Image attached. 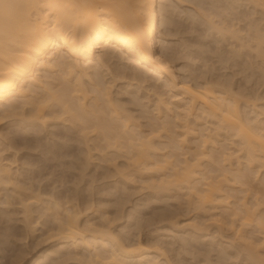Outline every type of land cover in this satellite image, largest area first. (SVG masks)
Returning a JSON list of instances; mask_svg holds the SVG:
<instances>
[{
	"label": "bare ground",
	"instance_id": "1",
	"mask_svg": "<svg viewBox=\"0 0 264 264\" xmlns=\"http://www.w3.org/2000/svg\"><path fill=\"white\" fill-rule=\"evenodd\" d=\"M171 1L187 8L179 9L182 13L187 11L185 13L192 24L190 26L193 32L196 29L193 28V24L196 25L198 20V24L205 26L203 31L207 32L202 34H206L205 36L214 42L215 46L213 49L209 46V41H206L207 43L204 41L201 48L208 47L210 55L206 49L203 52H207H205L207 58L208 55L209 58H214L215 64L214 61L209 62V58L206 63L207 66L212 63L214 67L209 65L207 68L205 65L206 67H203L205 71L194 72L195 70L190 67L192 64L188 66L189 63H186L191 60L188 58V51L185 52L186 58L190 60L184 59V62L177 63L183 56L175 53L173 42L171 44L169 40L170 36H174V22L171 17L175 13V8L170 5ZM3 2L10 4L11 7L0 8V145L5 146H2L4 150L0 147L2 151L0 152L4 154L12 150L18 138L26 143L34 139L38 141L43 138L41 132H44L46 141L58 138L66 143V145L62 143L64 147L73 140L72 143L77 142L80 146L77 154L81 158L79 155L77 157L78 160L83 159L81 161L84 164L81 165L86 167L84 169L89 167V160L92 157L97 156L100 159L108 157L113 161L109 160V163L106 161L105 168L109 173L112 172L111 176L129 175L127 178L122 177L126 180L135 176L131 175L133 172L137 175L145 173L142 176L147 173L149 175L145 177L146 180L138 175L147 182L145 183L147 187H144L150 190L152 188V193L156 190L161 191V196L165 195L163 194L165 190L170 191L177 186V190L181 192L175 196L176 201L183 197L189 209L192 206L199 208V205L202 210L208 208L207 210L211 211L208 214L209 219L221 221L223 224L221 228L228 226L230 229L233 226L231 231L238 232L239 239L245 242L246 258L254 264H264L262 249L264 246L259 243L264 242V213L254 214L251 211L252 203L247 200L236 202L231 200V203L222 193L223 185L230 181L228 173L235 179L240 177V182L247 175L241 171L242 167L238 168L239 161L236 168L232 167L230 160L234 156L242 155L241 157L246 158L245 163L248 166L245 164V169L249 167L247 170L254 172L253 167L250 169L251 164L253 166L257 164L254 166L257 173L264 169V0H3ZM156 32L159 34L158 37H155ZM199 37L202 39L200 34ZM206 37L203 40H206ZM186 55L184 54V58ZM206 57H202L204 62ZM193 59L195 58H192L194 62ZM217 64L218 71L215 66ZM13 124L21 126L23 135L5 131ZM57 124L63 126L64 131L56 130ZM25 132L28 136L24 134ZM48 146L47 148L45 146L48 158L51 156L53 159L58 151L65 153L62 145L59 146L61 150ZM61 152L58 153L59 156ZM1 153V224L12 220L18 221L23 231L31 234V237L36 231H41L42 235L47 234L48 239L58 237L63 243L57 245L58 247L66 243L70 247L68 251L74 253L75 258L81 257L75 259L66 251L69 253L67 256L70 255L69 259L73 256V260H77H74L75 262L79 260L80 263L87 262L86 264H183L184 259L183 261L178 259L180 253L187 250L188 255L190 252L189 248L184 250V247L188 245L186 241L189 233L195 230L191 233L196 235L198 227L191 231L187 229L189 231L185 233L187 236L183 233L185 235L183 236L188 238H184L186 241L181 239L180 242L186 244L183 245L184 249L179 248L178 251L175 249L179 246L174 248V241L170 240L175 234V238L177 237V233L172 232L171 228L172 231L168 229L171 231L169 233L175 234L166 238L172 243L166 240L165 244V241H162L165 240L161 237L162 234L155 229L157 226L153 225L152 230L149 228L152 223L146 222L149 236L144 239L145 236L142 237L141 232L144 230L140 229L144 225L141 224L142 220L139 222L141 217L137 221L142 226L138 222L136 223L141 226L140 228L139 225L138 227L133 225L134 229H139L138 232L135 231L137 233L129 231V226L124 230L126 225H120L119 229L116 227L118 231L116 229L115 232L113 226L116 225L114 220L117 215L111 214L116 217L114 220L106 212H104L106 215L101 213L89 218L92 210L89 204L93 203L90 198L91 202L88 203L86 200L80 201L76 193L73 195L74 198L69 196V193L64 198L60 194L59 197L57 192V195L55 192L52 193L51 190L52 194L46 193L45 188L48 184L45 185V179L40 178L39 174L35 177L36 174H31L33 173L31 171L30 175H22L17 165V168L14 167L16 170L12 168L11 163L16 162L18 152L17 154L8 152L9 155H14L12 161L8 159L10 163H6L7 158ZM118 157L122 158L121 163L114 162ZM206 158H210L211 160H208L216 164L213 166L211 164L213 162ZM205 159L209 162L208 166L204 165L207 171L200 168L201 161ZM209 164L213 168L208 169ZM108 174L105 176L108 177ZM245 178L241 183L247 182ZM166 191L164 193L168 194ZM262 197L264 198V194ZM126 199L128 201V198ZM167 200L166 197L163 198V201ZM257 200L258 204L261 200L259 199V202ZM99 201L96 203L100 206L103 202L101 203V199ZM112 205L115 206L116 203ZM119 205L117 204V207ZM166 206L169 208V204ZM178 207L181 208L179 203ZM221 207L226 210L218 211L217 209ZM163 208L165 213L169 210ZM119 210L117 208V211ZM131 212L129 211V215L128 212L126 214L130 218ZM154 215L156 217L157 214ZM159 217L158 224L161 220ZM253 217L260 237H255L251 232H248L249 234L246 231L247 234L242 232L243 225L246 226L253 221ZM151 219L149 220L152 221ZM174 219L171 220L175 230L179 231L180 227L186 230L183 226L187 224H181V221ZM239 220V226H242L240 230L237 228ZM219 222L218 225L221 224ZM45 223H49V228L39 226L41 230H37L39 224ZM3 228L1 227L0 231ZM6 232L0 234L7 235L2 237L9 240L14 232L12 230ZM179 234L178 237L181 236ZM195 235H192V238ZM2 237L1 245L4 240ZM41 237V240L38 238V243L46 240L44 238L47 236ZM190 240L188 242L192 244ZM167 244L173 245L171 248L169 245L168 248ZM53 248L51 251L53 250L54 255ZM167 248L170 250L174 248L173 250L178 253L181 249L183 251L179 255L175 253L177 257L172 254V250L171 255L177 259L174 257L171 259L170 253L169 256L166 255L170 251ZM22 249L5 264H36L37 261L28 258V253L30 254L28 249ZM81 251H85L87 255H84L85 252L81 254ZM55 255L59 258L57 253ZM65 255L63 257L68 258ZM47 256H44V261L40 260L43 264L46 263Z\"/></svg>",
	"mask_w": 264,
	"mask_h": 264
},
{
	"label": "rangeland",
	"instance_id": "2",
	"mask_svg": "<svg viewBox=\"0 0 264 264\" xmlns=\"http://www.w3.org/2000/svg\"><path fill=\"white\" fill-rule=\"evenodd\" d=\"M174 2V1H173ZM172 1H171V4L170 5H173V7L175 8V13H174V15H172V20H173V22H174V24H173V33H174V36H170L169 37V40L171 41V44H172V42H173V49L175 50V53L177 54V55H180L182 58L181 59H179L178 60V62L177 63H182V62H184L185 60L184 59H186V61H189L190 59V61L189 62H186V63H189V65L188 66H190L191 64V69H194V70H191V71H194V72H196V70H197V72L199 73V71L201 72V70H204L203 69V67H206L207 66V59L209 58V55H210V53L208 52V47H206V46H203L202 48H203V50H202V48H201V46L202 45H204L203 43H205L206 41L208 42L209 41V38H207L205 35L206 34H202V32L203 33H206L207 32V30H206V32H204L205 31V26H203V25H201V24H198L197 22H199V20L196 22V25L195 24H193L194 26H193V28L196 30V32H195V30H194V32H193V30H192V28H191V26H192V24H190V20L187 18V14L185 13V12H187V11H183L184 13H182V10H180L179 8H182L183 10L185 9V10H187V8L184 6V5H181L180 3H177V2H175L177 5H175V3H173ZM182 4H184L183 2H182ZM175 5V6H174ZM176 6H178V7H176ZM178 10H180V12L178 11ZM176 11H178L179 12V14H177L176 13ZM191 25V26H190ZM177 29V30H175V29ZM204 30V31H203ZM191 31V32H190ZM199 34H200V36H202V39L199 37ZM158 32H156V36L155 37H158ZM204 37H206L207 39L206 40H203V38ZM205 39V38H204ZM202 40V41H201ZM205 41V42H204ZM202 42V43H201ZM206 42V43H207ZM211 42L212 41H209L208 42V44H209V46H211V48H213V46H215V44H214V42H212V44H211ZM199 44H201V45H199ZM214 44V45H213ZM187 46V48H188V46H189V48L187 49H185V47ZM199 48H198V47ZM190 47H192V48H190ZM195 47H197V48H195ZM206 47V48H205ZM194 48V49H193ZM201 49V50H200ZM206 49V51L209 53V55H208V58L205 56V55H207L205 52H203L204 50ZM214 49V48H213ZM212 49V50H213ZM188 51V52H187ZM191 51H193V53L191 52ZM185 52H187V53H185ZM190 52V53H189ZM202 53H204V54H202ZM184 54L186 55H189L188 56V58H190V59H187L186 57H187V55L185 56V58H184ZM190 54H192V55H190ZM206 57L205 58V62L203 61L204 59L202 58V57ZM195 58V59H193L194 60V62L192 61V58ZM200 58H202V59H200ZM208 61L210 62H213L214 64H215V59L213 58V59H211V58H209L208 59ZM207 62V63H206ZM204 63V64H203ZM193 64L195 65V66H193ZM202 65H204V66H202ZM206 65V66H205ZM210 65V66H209ZM209 67H212L211 65H213L212 63H209ZM208 66H207V68H208ZM215 66H217V68H216V71H218L217 69L219 68L218 66V64L217 65H215ZM194 67V68H193ZM196 67V68H195ZM213 67H214V65H213ZM198 69H200V70H198ZM206 69V68H205ZM211 69V68H210ZM234 69V68H233ZM205 71V70H204ZM219 71H221V70H219ZM236 77V76H235ZM237 77H239V75H237ZM133 119V118H132ZM5 126V125H4ZM11 126V127H10ZM9 126V128H7V129H5V131H8V132H10L11 134H18V135H23V132L24 131H22L23 129L21 128V126L19 125V124H13V125H10ZM58 126V127H57ZM57 129L56 130H61V131H64V129H63V126H61L60 124H57ZM3 127V126H2ZM6 127H8V124H6ZM55 127V128H56ZM22 130H21V129ZM56 130H54V131H56ZM30 133H31V130H30ZM25 135H27L28 136V134L25 132L24 133ZM40 135L43 137V138H40L38 141L36 140V139H34L33 141L32 140H30V142H28V143H26V141H24L23 139H22V141H21V138L19 139H17V143H15L14 144V147H13V149L16 147V145H18L17 146V148H15L14 150L12 149H10V151L8 150V152L10 153V154H12L13 152L14 153H16L17 154V152H18V156L20 157H18V156H16V154H15V156H16V158H15V160H16V164L14 163H11L12 165V168L14 169V170H16V168L17 167H19V170L18 171H20V174H27V175H30V173H31V171H33V173H31V174H36L35 175V177H37V176H39L40 175V178L41 177H43L44 179H45V181H44V179L42 180V181H44L45 182V185L46 184H48V185H46V193H48V194H50L51 193V191H52V193H54L55 192V194H56V192H57V194H58V196H59V194H60V196L62 197V198H64L65 196H67L68 195V193H69V196H71V197H73V195H74V193H76L75 195H77L76 197L78 198V199H80V201L82 200L83 202L86 200V201H89V198L91 199V201H93V203L91 202V201H89L88 203H90L91 202V204H89V206L91 207L92 206V210L90 211V213H89V218H92V216L93 217H95V216H97L98 214H101V213H103V215H106V214H104V212H106L107 213V215H117L116 217L115 216H110V218H112V220H114V217L116 218V220H114L115 221V223L114 224H116V225H114L113 223H112V225H114L113 226V229H114V231L115 232H117L118 231V229L121 227V226H125L126 228L124 229V230H127L128 228H129V231H131L133 234H135V233H137L138 232V228H140L142 225H144L142 228H140L141 230H144L145 232H146V234H145V232L144 231H141L142 233V237H144V239H146V238H148V236H149V234L147 233V232H149L148 230H146V222L148 223V224H150V222L152 223V226H149V228L150 229H152L153 230V228H151V227H153V225H155V226H159V227H162V228H160V229H164V230H160L159 229V227L157 228V227H155V229L157 230V232L158 233H160V235H161V237L162 238H164L165 240H162V241H165V244H166V240H167V238H166V236L168 237H170L171 235L173 236L175 233H177V239L175 238V235L173 236V238L171 237L170 238V240L171 241H174L173 242V244H174V248H176L177 246H179V247H177L175 250H180L179 248H183L184 246V243L182 244V242H180V241H182L181 239L183 238V241H186V239H184V238H188L189 240H190V238L191 239H193L192 241L190 240V243H192V244H189V240L187 239V241H186V243L188 244V245H186L183 249L184 250H186V249H188V251H190V252H188V255H187V250L185 251V253L184 252H182L183 251V249H181V251L180 252H182V254L180 253V255H179V253L178 252H176L175 250H173V253L171 252L172 250H170V249H168L169 248V245L167 244L166 245V247L168 246V248H167V250H170V251H168V253L166 254L167 256H171V257H169V258H171V259H177L176 257H174L173 255L175 254V253H178L177 255H179L180 256V258L175 254V256H177L178 257V259H181V261H183L182 259H184V261H183V264H222V262H223V264H254L251 260H249V259H247L246 258V255H245V242L244 241H242V239H239L240 237H238V232H235L234 230V233L231 231V228L233 227V226H231V228L229 229L228 228V226H222L223 228H221L220 226L221 225H223L222 224V222H221V224H220V222L219 221H215L214 219H209V216H208V214H210V212L211 211H209V210H207V209H203L202 210V208H200V205H199V208L197 207L196 208V206H195V208H193V206L192 207H190V209L188 208V206H187V203H185V199L182 197L181 198V200L179 201L178 199V201H176V197H177V193L178 192H181V191H179V190H177V186L176 187H174L173 189H171L170 191H166L168 194H166V193H164L163 192V194H165V195H160V194H162V193H160L159 191H157L156 189V191L158 192V194H156V191L155 190H153V191H155V193L153 192L152 193V188H151V190L149 189V188H146L147 186V184L145 185V183H147V182H145V181H143V180H146V176H148L147 175V173H146V175H144V176H142L143 174H145V173H142V174H139L138 173V175H141L143 178H145V179H143L142 177L140 178V176H138L137 175V173L136 172H133L132 174H131V172H130V174L131 175H135V176H131V178L129 177V179H124V178H127L128 176H120L119 174H116L117 176H111L112 174H110V173H112V172H108V170L105 168L106 167V161H107V163H109L108 161L110 160V159H108V157L106 158V159H108V160H106V159H103V158H98L97 156H94V158L92 159H90L89 161H90V164L88 165L89 167H87V169H84V168H86L85 166H83V165H81V164H84L82 161H83V159H79L78 160V155L79 154H77V153H79L77 150H79L80 148V146L77 144V142H73L72 143V141H70L69 143H71L70 144V146L67 144V146H65L64 147V145H66V143H64V142H61L60 141V139H58V138H56V139H54V140H48V141H46V139H45V134H44V132H41L40 133ZM29 136H30V134H29ZM58 139V140H57ZM24 141V142H23ZM29 141V140H28ZM52 141V142H51ZM53 142H55V144H57V145H55ZM59 143V145H58V143ZM187 142V140H185V143ZM223 142V144H224V141H222ZM26 143V144H25ZM64 145H63V144ZM48 144H49V146H48ZM54 144V145H53ZM187 144H188V142H187ZM191 144V143H190ZM189 144V145H190ZM26 145V146H25ZM31 147H30V146ZM38 145V146H37ZM40 145V146H39ZM62 145V149H65L64 151H65V153L63 154L61 151H58V153L59 152H61L60 154V156H59V154L57 153V155L55 156V157H53V159L51 158V156H50V158H48V154L46 153V148H47V146L48 147H50L51 149H55L56 148V150H61V148L59 147V146H61ZM2 146L3 147H5L3 144H2ZM1 145H0V147L2 148V150H4V148L2 147ZM45 146H46V148H45ZM77 146H78V148H77ZM218 146H220V145H218ZM28 147H30V148H28ZM53 147V148H52ZM67 147H69V148H67ZM1 148H0V151H1ZM27 148V149H26ZM57 148H59V149H57ZM51 149H47L48 151H50ZM15 150H17V152H15ZM56 150H53V151H55V152H57ZM66 150H68V151H66ZM47 151V152H48ZM52 151V150H51ZM63 151V150H62ZM2 152V151H1ZM0 152V153H1ZM7 151L6 152H4V154L3 153H1V155H3V156H5V158H7V160L9 159L10 161H12L13 160V156L14 155H9V153H8ZM70 152V153H69ZM5 153H8V154H5ZM13 153V154H14ZM75 153V154H74ZM46 154V155H45ZM73 154V155H72ZM77 154V155H76ZM10 156V157H12V158H8V157H6V156ZM23 155V156H22ZM50 155V154H49ZM63 155V156H62ZM238 155H240V154H238ZM45 156H46V158L48 159V160H46V158H45ZM57 156H58V158H57ZM62 156V157H61ZM74 156V157H73ZM242 155H240V156H234L231 160H230V162H231V165H232V167L234 168L237 164V162H238V164H239V167L238 168H241L242 170L241 171H244V172H246V178L245 177H243V179H241V182H242V180H244V178H245V182H246V179H247V177L249 178V179H247V182L244 184V183H241L240 182V177H238V179H235V177L233 176V175H231V174H227V176L229 177V180L230 181H227L225 184L226 185H223V191H222V193H224V195H226L227 196V201L229 200V202H231L232 203V201L231 200H234L235 202H236V200L238 201H240V200H247L249 203H252L253 205H252V208H251V211L252 212H254V214L257 212V213H264V198L262 197V194H264L263 192H264V169H263V171H260V172H255L256 170H257V168H255L256 166H257V164L256 165H252L251 164V166H250V169H252V167L254 168V172H253V170L252 171H250V170H247L249 167H247V169H245V166L247 165L246 163H247V161L245 160L246 158H244V156L243 157H241ZM79 157H80V155H79ZM239 157V158H238ZM55 158V159H54ZM81 158V157H80ZM110 158V157H109ZM20 159V161H18ZM103 159V160H102ZM116 159V160H115ZM114 159V162L116 163H121V160H122V158H115ZM207 160L208 159H210V158H206ZM205 159V160H206ZM7 160H5L6 161V163H10V161L9 162H7ZM23 160H24V162H26L24 165H23ZM202 160L201 161V164H202V166H200V168L202 167L203 169L205 168V166L204 165H206L207 164V162L209 161V162H213V161H210V160ZM113 160H110V162H112ZM23 162V163H22ZM82 162V163H81ZM208 162V163H209ZM246 162V163H245ZM256 162V161H255ZM254 162V163H255ZM71 163L73 164V165H71ZM80 163V164H79ZM257 163V162H256ZM79 164V165H78ZM211 164H213V166H214V164H216V163H211ZM246 164V165H245ZM16 165H17V167H16ZM105 165V166H104ZM24 166V167H23ZM80 166V167H79ZM81 166H83V167H81ZM102 166V167H101ZM104 166V167H103ZM207 166H208V164H207ZM238 166V165H237ZM248 166V165H247ZM14 167H16V168H14ZM70 167H72V168H70ZM98 167V168H97ZM212 166L209 164V167H208V169H210ZM215 167H216V165H215ZM84 169V171H85V173H84V171L82 170V169ZM213 168V167H212ZM236 168V167H235ZM237 168V169H238ZM32 169V170H31ZM79 169V170H78ZM81 169V170H80ZM105 169H106V171H105ZM202 169V170H203ZM205 169H207V167L205 168ZM204 169V170H205ZM13 170V171H14ZM30 170V171H29ZM103 171H105V173L103 172ZM205 171H207V170H205ZM26 172V173H25ZM81 172H83V175H81ZM214 172V171H213ZM212 172V173H213ZM217 172V171H216ZM249 174H248V173ZM87 173V174H86ZM109 173V174H108ZM136 173V174H135ZM37 174H39V175H37ZM89 174V175H88ZM105 174H108V177H107V175L105 176ZM113 174H115V173H113ZM213 174H215V173H213ZM212 174V175H213ZM245 174V173H244ZM243 174V175H244ZM26 175V176H27ZM109 176H111V177H109ZM121 177V178H120ZM122 177H124V178H122ZM140 178V180H139V178ZM242 177V176H241ZM39 178V177H38ZM37 179V178H36ZM83 179V180H82ZM143 179V180H142ZM125 180V181H124ZM127 180H129V181H127ZM126 182L125 184H123V182ZM143 181V182H142ZM43 182V183H44ZM244 182V181H243ZM126 188H125V187ZM144 186H146V187H144ZM53 187H55V188H53ZM74 189H73V188ZM122 187H123V190H122ZM172 187V186H171ZM76 188V189H75ZM53 189V190H52ZM56 189V190H55ZM125 189H127L126 190V193L124 192L125 191ZM240 189H243V191H240ZM51 190V191H50ZM72 190V191H71ZM122 190V191H121ZM169 190V189H168ZM149 191H151V192H149ZM59 192V193H58ZM120 192H121V194H120ZM51 193V194H52ZM125 195H124V194ZM128 193H129V196H128ZM152 193V194H151ZM171 195H170V194ZM56 194V195H57ZM70 194H72V195H70ZM127 194V195H126ZM121 195V196H120ZM156 195V196H155ZM157 195H158V197H157ZM57 196V197H58ZM59 196V197H60ZM128 196V197H127ZM160 196V197H159ZM166 197V200H167V202L166 201H163V198H165ZM171 196V197H170ZM176 196V197H175ZM258 198H257V197ZM75 197V196H74ZM73 197V198H74ZM119 197V198H118ZM258 199H256V198ZM92 198H93V200H92ZM121 198H123V199H121ZM126 198H128V201H127V199ZM171 198H173V199H171ZM175 198V199H174ZM261 198H263V200H261ZM59 199V198H58ZM84 199V200H83ZM101 199V203L103 202L104 204H105V206H101V205H104L103 203L99 206L97 203H99L100 200ZM104 199H105V201H104ZM108 199H109V201H108ZM115 199H116V201H115ZM117 199H118V201H117ZM120 199V200H119ZM184 199V200H183ZM259 199L261 200L260 202H259ZM114 200V201H113ZM123 200V201H122ZM256 200H257V202H259L258 204L256 203ZM62 201H63V199H62ZM61 201V202H62ZM120 201V202H119ZM125 201H126V203H125ZM226 201V200H225ZM233 201V202H234ZM263 201V202H262ZM59 202H60V199H59ZM97 202V203H96ZM114 202V203H113ZM117 202H119V203H117ZM124 203V205H123V203ZM116 203V205L114 206V205H112V204H115ZM137 203V204H136ZM138 203H139V205H138ZM178 203L181 205V208H179L178 207ZM195 202H193V204H194ZM64 204V203H63ZM93 204V205H92ZM96 204V205H95ZM117 204L119 205V204H122V205H119L118 207H117ZM165 204V205H164ZM166 204L168 205L169 204V208H168V206H166ZM198 203H196V205H197ZM135 205H136V207H135ZM163 205V206H162ZM195 205V204H194ZM251 205V204H250ZM120 206H122V207H120ZM230 206H232V205H230ZM163 207H165V209L167 208V209H169V210H167V212L169 213L168 215H167V212L165 213V210L163 211ZM171 207V208H170ZM182 207H184V209L182 208ZM202 207L204 208V206L202 205ZM209 207V206H208ZM223 207H225L226 208V206H223ZM223 207H221V209H217L218 211L220 210V212H221V210L222 209H224ZM94 208V209H93ZM117 208H118V210H119V208H120V212L119 211H117ZM136 208V209H135ZM179 208V210H177V209ZM185 208H186V210L188 209V211L186 212V210H185ZM90 209V208H89ZM122 209V210H121ZM132 209H134L133 211H132ZM162 210L163 212H159V210ZM171 209H172V211H171ZM174 209H176V211H174ZM182 210V212H181V210ZM227 209V208H226ZM226 209H224V210H226ZM106 210H108V211H106ZM98 213H97V212ZM129 211L131 212V214H130V216L132 217V218H130L128 215H129ZM94 212V213H93ZM115 212H116V214H115ZM123 212V213H122ZM127 212H128V215H126L127 214ZM172 212V213H171ZM174 212H175V214H174ZM92 213V214H91ZM97 213V214H96ZM120 213V214H119ZM154 213L155 214H157L156 215V217H155V215H154ZM161 213L162 214H166L165 216H167V217H170L171 216V214H173L174 216H171V218H167V217H165L164 215L162 216L161 215ZM176 213H177V215H176ZM256 213V214H257ZM261 213V214H262ZM119 214V215H118ZM122 214V215H121ZM134 215V217H133V215ZM91 215V216H90ZM122 216L121 218H119V216ZM126 215V216H125ZM153 215V216H152ZM176 215V216H175ZM124 216V217H123ZM127 216L130 218H127ZM150 216H152V217H150ZM159 216H161V217H159ZM206 216H207V218H206ZM107 217H109V216H107ZM140 217H141V219H140ZM157 217H159V220L161 221H159V224H158V218ZM173 217V218H172ZM177 217V219H174V218H176ZM151 219V218H155L154 220H155V223H154V220L153 219H151L152 221H150L149 219ZM162 218L164 219V218H167V219H164V220H162ZM132 219V220H131ZM139 219H140V221H139ZM174 219V221L176 220V221H181V224H189L188 226L186 225V226H183V227H185V229L186 230H184L182 227H180L179 228V231H177V230H175L174 228H173V221L172 220ZM223 219H224V217H223ZM253 219H254V217H253ZM46 220V219H45ZM130 221V224H129V221ZM141 222V220H142V225L138 222ZM146 220V221H145ZM221 220H222V218H221ZM228 220V219H227ZM143 221H144V223L145 224H143ZM149 221V222H148ZM224 221V220H223ZM226 221V220H225ZM256 220L254 219L253 221H251V222H249V224H245L246 226H244L243 225V229L244 230H242V232H243V234L245 233V234H247L248 232H251V234L253 233V235L255 236V237H260V235H259V230H257L258 229V226H257V224H256V222H255ZM9 223H5V224H1V222H0V228L2 227H4L3 229H1V231H0V233H2L3 234V231H4V233L7 231V232H9V230L11 231H13L14 232V234H13V236L11 237L10 236V238H9V240H6V238H3V237H7V235H2L1 236V234H0V237H2L4 240H6V241H2L3 243H2V245H1V243H0V264L1 263H6V262H9L12 258H14V256H16L15 254H18V252L21 250V248H23L22 250H24V248L26 249L27 247V251L28 252H30V254L28 253V258L30 259V260H35V262H36V264H43V262L42 261H40V260H43L44 261V256H47V254H48V256H47V258H45L46 260V263L44 262V264H86V263H80L79 262V260H78V262H75V261H77V260H75V259H81V257L80 258H75V256H74V253L72 254L71 253V251H68V250H70L69 248L70 247H68L67 246V244L65 243V247L64 246H61V247H63V249H65V250H63L61 247H58V246H60L61 244H63L59 239H58V237L57 238H49L48 239V235L47 234H41V231H36V232H34L35 234H33L34 236H36V237H31L32 235L30 234H27L26 232H24L23 231V229L21 228L22 227V225H21V223H18V221L16 222V221H8ZM14 222V223H13ZM46 222V221H45ZM132 222V223H131ZM136 222H138L139 224H137ZM188 222V223H187ZM216 222V223H215ZM217 222H219V224L220 225H218L217 224ZM237 222V221H236ZM240 222V220L238 221V224H237V226H239V223ZM2 223H4V222H2ZM39 223H41V222H39ZM42 223H44V222H42ZM126 223V224H125ZM154 223V224H153ZM161 223V224H160ZM225 223V222H224ZM45 224H47V225H45ZM45 224H41V225H43V226H41L40 224L38 225V227H37V230H41V228L40 227H42V228H49L48 227V224L49 223H45ZM124 224V225H123ZM227 224V223H226ZM225 224V225H226ZM121 225V226H120ZM133 225H137L136 227H138V225H139V227L138 228H136V229H134L135 227L133 226ZM219 226V228H218V226ZM228 225V224H227ZM10 226V227H9ZM40 226V227H39ZM50 226V225H49ZM129 226V227H128ZM194 226V227H193ZM229 226V227H230ZM6 227V228H5ZM116 227H118V229L116 228ZM128 227V228H127ZM195 227H198V228H196V229H198L196 232H197V234L195 235V234H193V233H191V232H194L192 229H195ZM8 228V229H7ZM46 228V229H47ZM167 228V229H166ZM173 230H171V229ZM239 230H240V228H242V226L240 227H237ZM116 229H117V231H116ZM148 229V228H147ZM171 230L172 232H175L174 234H172V233H169V232H171V231H169V230ZM183 229V232L181 231ZM192 230L190 233L192 234V235H195L193 238H192V235L189 233V235L188 234H185V233H187V232H189L188 230ZM43 230V229H42ZM175 230V231H174ZM202 232H201V231ZM45 231V230H44ZM135 231H137V232H135ZM161 231V232H160ZM164 231V232H163ZM181 231V232H180ZM247 233H246V232ZM6 232V233H7ZM13 232H11V233H13ZM40 232V233H39ZM131 232H129V233H131ZM165 232H166V234H165ZM169 234H168V233ZM201 232V233H200ZM44 233V232H43ZM178 233H180L179 235H181V236H179L178 237ZM187 236L188 235V237H184L185 235ZM239 233H241V231H239ZM201 234V235H200ZM237 235V237H235V235ZM249 234V233H248ZM250 234V235H251ZM26 235V236H25ZM147 235V236H146ZM184 235V236H183ZM14 236H15V238H14ZM41 236H47L46 238H44V239H46V240H43L42 242L40 241L39 243L37 242V241H39V239L41 238L42 239V237ZM165 236V237H164ZM196 236H197V238H196ZM252 236V235H251ZM31 237V238H30ZM56 237V236H55ZM168 237V238H169ZM212 237H213V239H212ZM7 238V239H8ZM34 240H33V239ZM36 238V239H35ZM39 238V239H38ZM196 240H195V239ZM38 239V240H37ZM40 239V240H41ZM48 239V240H47ZM175 239V240H174ZM58 240V241H57ZM169 240V239H168ZM167 240V241H168ZM169 240V242H171ZM179 240V241H178ZM36 242H37V244H36ZM57 242V243H56ZM243 242V243H242ZM56 243V244H55ZM172 243V242H171ZM177 243V244H176ZM185 243V244H186ZM259 243H261L260 245L262 246H264V242H260L259 241ZM164 244V243H163ZM172 244V245H173ZM182 244V245H181ZM58 245V246H57ZM70 245V244H69ZM172 245H170V248L172 247ZM27 246V247H26ZM71 246V245H70ZM163 246H165V245H163ZM180 246H182V247H180ZM187 246H189V247H187ZM54 247V248H53ZM165 247V248H166ZM187 247V248H186ZM225 247V248H224ZM54 249V255H53V250L51 251V249ZM55 248H57V250L59 251V253H58V251L57 250H55ZM60 248V249H59ZM66 248H67V250H66ZM261 248V247H260ZM62 249V250H61ZM262 249L264 250V247H262ZM261 249V250H262ZM50 250V251H49ZM71 250H72V247H71ZM47 251H49V252H47ZM55 251H57V252H55ZM69 252V253H71L73 256H74V260H73V256H72V258H70L69 259V256H67L69 253H67V252ZM166 251V250H165ZM52 252V253H51ZM73 252V251H72ZM82 252L83 251H81V254H82ZM85 252V251H84ZM83 252V253H84ZM47 253V254H46ZM55 253H57L58 255H59V258H58V256L56 257V255H55ZM170 253V254H169ZM171 253L173 254V255H171ZM190 253V254H189ZM46 254V255H45ZM50 254H52V255H50ZM64 254H66L65 256H67L68 258H66V257H63L64 256ZM86 254V252L84 253V255ZM169 254V255H168ZM87 255V254H86ZM85 255V256H86ZM11 256H13V257H11ZM78 256V255H77ZM11 257V258H10ZM54 257H55V259H54ZM79 257V256H78ZM174 257V258H173ZM185 257V258H184ZM66 258V259H65ZM86 258V257H85ZM48 259V260H47ZM55 262H53L52 260ZM87 260V259H86ZM217 260H219L220 262H218ZM47 261H48V263H47ZM49 261H52V262H49ZM82 261V260H81ZM180 261V262H181ZM222 261V262H221ZM85 262V261H84ZM182 264V263H181Z\"/></svg>",
	"mask_w": 264,
	"mask_h": 264
},
{
	"label": "snow or ice",
	"instance_id": "3",
	"mask_svg": "<svg viewBox=\"0 0 264 264\" xmlns=\"http://www.w3.org/2000/svg\"><path fill=\"white\" fill-rule=\"evenodd\" d=\"M11 7L10 4L3 2V0H0V8H9Z\"/></svg>",
	"mask_w": 264,
	"mask_h": 264
}]
</instances>
